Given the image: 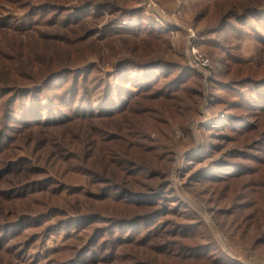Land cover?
Listing matches in <instances>:
<instances>
[{"label": "rangeland", "instance_id": "1", "mask_svg": "<svg viewBox=\"0 0 264 264\" xmlns=\"http://www.w3.org/2000/svg\"><path fill=\"white\" fill-rule=\"evenodd\" d=\"M250 1L0 0V57L20 66L27 61L18 41H34L39 64L29 66L28 74L44 69L41 63L54 44L72 56L76 66L68 69L95 67L87 71L91 78H107L123 60L171 61L194 74L181 85L186 91L173 98L151 95L164 78L148 91L131 87L130 108L102 123L113 124L117 135L148 136L142 143L150 152L129 146L122 150L127 154L115 153L130 158L126 177L133 168L156 169L153 178L146 173L127 178L128 187L150 201L163 194L146 211L129 213L134 208L113 194L100 198L99 189L107 187L94 179L106 169L104 146L92 145L88 124L30 135L17 130L3 142L7 157L0 171L10 165V173L0 181V264H264V151L251 150L264 133V114H249L252 129L243 135L215 130L229 117L249 113L228 110L252 93L244 85L228 94L215 81L264 77V24L252 22L250 29L230 18ZM67 15L71 20L62 25ZM27 77L38 75H0V87H28ZM70 80L48 92L66 89ZM12 96H0V119L6 107L16 109ZM220 117L223 123L216 127ZM233 152L251 160L232 159ZM224 162L244 164L248 171L239 179H216L211 169ZM90 215L91 222L79 220ZM137 216L145 219L131 224Z\"/></svg>", "mask_w": 264, "mask_h": 264}, {"label": "trees", "instance_id": "2", "mask_svg": "<svg viewBox=\"0 0 264 264\" xmlns=\"http://www.w3.org/2000/svg\"><path fill=\"white\" fill-rule=\"evenodd\" d=\"M251 5H247L242 9H237L230 12V18L234 19L235 23H245L250 29L252 26L251 23L255 22L256 24H264V0H251ZM254 4L256 5H253ZM33 12V11H32ZM51 12V11H49ZM40 12L35 13L39 15ZM71 15L63 17L62 25H66L71 20ZM79 16V15H77ZM256 18H260L263 21H259ZM61 24V22H59ZM221 26V27H220ZM264 27V25H262ZM225 24H220L218 28H225ZM255 28V27H254ZM150 34H153L151 31ZM56 40V39H50ZM35 42L32 40L18 41V47L22 49L20 54L26 59V63L14 67L11 63H6L5 58L7 56L1 55L0 57V75H38V77H30L28 80L31 82V85L28 87H20L18 84L11 86L10 88L0 87V96L15 95L12 100L13 104L17 103V107H6V110L2 112L0 119V166L4 163L7 155L6 151L2 153L1 149L5 144L6 140H9L10 137L15 138L17 135L15 131L24 130L26 134H33L32 131L39 129H45L48 131L63 130L68 129L74 126H83L88 124L92 127L89 128L91 132L87 137L91 140L92 145H103L104 148L101 151V158H103V163L105 164L106 169L103 171V174L96 176L99 183H105L107 188L99 189L101 191L100 198H107L109 194H113V199H118L120 202H124L129 205L131 208H134L133 211L129 213H138L142 210L146 211L147 206H155L157 200L163 194L155 195L152 198L154 201H150V197L146 196L144 193H139L130 189L128 185L130 182L127 180L128 176H140L146 173L149 178L157 176L156 169H131L127 177L124 172L127 170L130 164V158H120L119 154L115 153H124L123 149H126L130 146V149H137L141 152L147 149L144 147L142 141L145 139L148 140V136H141L138 138L130 137L128 134H115L113 133V124L105 125L102 124L104 121H114L122 114H124L131 106L133 101H128L129 96L132 95V88L138 90L148 91L154 87V83H158L160 78H164V84L158 92H155L153 98L158 94V98L167 96L169 98L175 97L178 92L186 91L181 87L184 84V81L187 80L188 76L194 75L191 74V71L186 69L184 66H181L180 63H174L171 61L164 60H151L145 62H133L131 60H123L119 64H116L113 69V74L108 75L107 78L100 77H90L87 71L93 70L95 67H84L80 69H68L75 67L76 64L72 60V56L65 54V50L58 44L51 45L49 48L48 57L41 63L43 70L38 73L28 74L26 69L33 65L39 64V59L37 56V50L33 48ZM9 46V45H6ZM1 54V50H0ZM67 68V69H64ZM82 69V70H81ZM56 71L55 77L48 75L44 79L40 77L41 75H47L48 73ZM171 72H175L174 75H171ZM238 78V81L233 82L229 81L226 83L215 81V84L223 91H227L228 94H232L233 87H242L244 85L250 86L252 91L251 95L247 98V102L243 103L241 100L235 102L229 106L228 112H233L237 108L243 110H250L247 114H237L228 118L227 121L223 123V117H220L217 121L218 127L220 124L223 125L215 130L231 131L234 134H242L252 129L250 124H247L249 121L248 115H261L264 114V77H255L252 75H233ZM71 77L70 83L66 89H61L60 91H54L49 93L48 90H52L56 87L61 81L65 78ZM90 82V84H88ZM94 82L95 85H92ZM27 88L25 90H21ZM194 90V89H193ZM50 97V98H49ZM238 110V109H237ZM96 122V123H92ZM9 124H16L20 127H9ZM10 131V136L7 135V132ZM23 133V135H25ZM86 135V130L84 131ZM243 135V134H242ZM241 135V136H242ZM247 138V135H245ZM130 138L137 139L135 144H129L128 141ZM264 133L257 139V143H253L251 150H257L258 152L264 151ZM14 140V139H12ZM61 143V142H58ZM8 144V143H7ZM111 147H116L118 151H111ZM263 149V150H262ZM150 152L152 149H148ZM112 152V153H110ZM253 157V156H252ZM114 158V159H113ZM232 159L242 158L245 161H250L249 157H246L244 154L239 155L236 152L232 153ZM116 160V161H111ZM227 162L221 163L225 167H217V169H211L214 172V177L216 179L226 178L230 179H239L246 175V168L244 164H235L237 167H229L226 165ZM225 164V165H224ZM232 165V163H230ZM10 166V165H9ZM9 166L1 169L0 171V181L3 177L7 176L10 173ZM119 167H122L119 170ZM132 167H136V164H133ZM129 168V167H128ZM239 170V171H238ZM207 171V169L205 170ZM204 171V172H205ZM203 172V173H204ZM223 176V177H219ZM212 177V179L214 178ZM138 179V178H137ZM37 181V180H36ZM137 185H141L138 182ZM27 187L34 186L35 183L26 184ZM250 186V185H249ZM26 187V188H27ZM248 185H244V188ZM26 193V192H25ZM131 214V215H132ZM90 216L80 217L79 220H84L86 222H91L89 219ZM87 218V219H85ZM130 219L131 224H141V220H144V216H137ZM148 218V217H147ZM80 222V221H75ZM146 222V221H145ZM117 225H113V228H116ZM17 228V227H15ZM62 228V225L61 227ZM14 228H8L7 232H13ZM97 234L93 238H96ZM3 240V239H2ZM14 245V244H12ZM12 247V246H11ZM5 250H8V247H4ZM10 249V248H9ZM87 250L84 249V253ZM79 254L75 262L79 263L82 255Z\"/></svg>", "mask_w": 264, "mask_h": 264}]
</instances>
